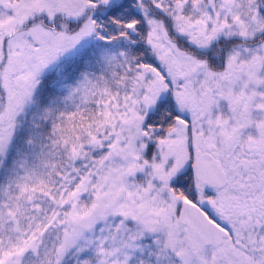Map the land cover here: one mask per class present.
<instances>
[{"label":"snow or ice","instance_id":"1","mask_svg":"<svg viewBox=\"0 0 264 264\" xmlns=\"http://www.w3.org/2000/svg\"><path fill=\"white\" fill-rule=\"evenodd\" d=\"M0 264H264V0H0Z\"/></svg>","mask_w":264,"mask_h":264}]
</instances>
